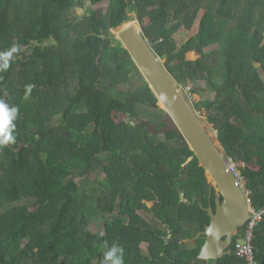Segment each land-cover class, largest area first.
<instances>
[{
    "label": "trees",
    "instance_id": "obj_1",
    "mask_svg": "<svg viewBox=\"0 0 264 264\" xmlns=\"http://www.w3.org/2000/svg\"><path fill=\"white\" fill-rule=\"evenodd\" d=\"M91 2L108 8L78 17V0H0V53L19 49L0 72V101L19 109L15 141L0 146V264H102L113 244L124 264H208L199 258L205 237L178 242L211 222L200 205L210 202L206 171L178 132L115 122L142 108L159 120L166 113L111 31L136 15L177 87L189 99L207 94L192 108L205 112L263 208L264 0ZM201 13L197 34L179 46L176 35ZM192 52L200 58L188 60ZM89 173L96 183L82 187ZM105 216L103 233L89 230ZM254 245L264 264V223ZM240 263L233 255L210 264Z\"/></svg>",
    "mask_w": 264,
    "mask_h": 264
},
{
    "label": "water",
    "instance_id": "obj_2",
    "mask_svg": "<svg viewBox=\"0 0 264 264\" xmlns=\"http://www.w3.org/2000/svg\"><path fill=\"white\" fill-rule=\"evenodd\" d=\"M115 36L128 51L156 96L157 107L166 113V117L159 122L163 124L161 128L159 123L152 124L149 121H143V126L154 135L178 132L183 136L205 169L206 176L212 180L209 181L211 196L215 188L219 192L216 209L211 206L206 210L211 219L210 224L196 237L178 242L188 246L205 237L199 258L208 264L233 256L232 245L236 234L247 225L250 211L245 191L228 170V156L215 146L203 128L166 70L163 60L152 49L141 25L127 23L119 28ZM192 160L193 158L189 159L187 164ZM181 198L186 201L184 195Z\"/></svg>",
    "mask_w": 264,
    "mask_h": 264
},
{
    "label": "rangeland",
    "instance_id": "obj_3",
    "mask_svg": "<svg viewBox=\"0 0 264 264\" xmlns=\"http://www.w3.org/2000/svg\"><path fill=\"white\" fill-rule=\"evenodd\" d=\"M78 2H79L78 3L79 7L74 10V15L78 16V17H83L87 13V10L92 8V7H95V8L98 7V8L103 9L104 11H106L107 8H108V3L107 2L101 3L98 6H94L92 4L91 0H78ZM132 16H133V20L131 21V23H135V24L140 26V23L138 22L136 15H132ZM202 16H203V13H201L199 15L194 27L191 30L183 32V33H182V31H180L181 34L176 35V41L178 42L179 46L183 45L188 39H190L192 36L197 34L198 29H199L200 19H201ZM145 24H147V20H146ZM118 31H119V29L118 30H112L111 31V36L116 37L115 35L118 33ZM217 48H218V46H214V47L206 49L205 52H209V51L215 50ZM200 56L201 55L198 54L197 52H192V53H189L187 55V59L195 61V60L199 59ZM162 62L164 64L166 63L165 60H163ZM262 75H263V78H264V73ZM199 85L203 88V87H205L206 84H204V82L200 81ZM180 92L184 96L185 99H186V97L189 99L188 90H185V89L181 90L180 89ZM209 95L212 96L211 94H209ZM204 97H208L206 93H204ZM204 97L200 96V95H195V96H193V98L189 99V101L187 99L186 100H187L188 105L193 110V108H192L193 105L192 104L194 102H198V101H200L202 99L204 100ZM193 112L195 113L196 117L198 118V120L202 124L203 128L208 132V135L210 136V138L214 142L215 146L221 152H224V149L221 147L220 143L218 142L217 133L214 131L213 126L208 123L207 117L205 116L206 115L205 112L204 111L203 112H199V111L196 112L194 110H193ZM138 114H139L138 118H141L142 120H145V121H149L152 124L153 123H157L159 121V116L158 115H161L159 110L156 111V109H153V108H142V109H139V113ZM136 118L137 117H135V116H132V115L126 116V115H123L121 113H116L114 115L115 122L119 123V124L137 123L136 122L137 120H135ZM228 161H229V158L227 157V162ZM209 181H212L211 178L209 179ZM79 182H80V185L82 187L83 186L84 187H88V186L94 185L96 183L94 176H92V174H90V173L87 174L83 179L79 180ZM149 206L152 207L153 204L149 203ZM107 221H109V217L105 216V218L103 220L99 221L98 223L92 224L89 227V230L94 232V233L101 234V233L104 232V225H105V223ZM142 248H143L144 251H146L147 248H148V245L147 244H143Z\"/></svg>",
    "mask_w": 264,
    "mask_h": 264
},
{
    "label": "built area",
    "instance_id": "obj_4",
    "mask_svg": "<svg viewBox=\"0 0 264 264\" xmlns=\"http://www.w3.org/2000/svg\"><path fill=\"white\" fill-rule=\"evenodd\" d=\"M227 167L229 172L245 191L250 211V218L247 225L241 234L238 233L239 239L235 242L233 253L235 257L241 261L240 264H259L256 259L254 237L257 229L264 223V207L256 208L254 206L251 192L247 190L246 182L242 177L239 165L233 160H229L227 162ZM238 234L236 236H238Z\"/></svg>",
    "mask_w": 264,
    "mask_h": 264
},
{
    "label": "clouds",
    "instance_id": "obj_5",
    "mask_svg": "<svg viewBox=\"0 0 264 264\" xmlns=\"http://www.w3.org/2000/svg\"><path fill=\"white\" fill-rule=\"evenodd\" d=\"M18 50V46H12L7 52L0 53V72L6 71L9 68L13 54L17 53ZM32 87L31 84L26 86V98L27 93H30ZM18 111L19 109L16 106H10L0 101V146H5L15 141V137L13 136L15 124L13 121L17 118ZM102 264H124V249L117 244L108 247L107 251L104 252Z\"/></svg>",
    "mask_w": 264,
    "mask_h": 264
},
{
    "label": "flooded vegetation",
    "instance_id": "obj_6",
    "mask_svg": "<svg viewBox=\"0 0 264 264\" xmlns=\"http://www.w3.org/2000/svg\"><path fill=\"white\" fill-rule=\"evenodd\" d=\"M135 120H137L136 122L137 123H135L136 125H139L140 127H142V128H145L146 130H148L146 127H144L143 126V121H145V120H142L141 118H136ZM161 120V119H160ZM160 120L157 122V123H159L160 122ZM135 122V121H134ZM153 124H156V123H153ZM160 124V123H159ZM149 131V130H148ZM218 195H219V192H218V190L215 188L214 189V193H213V195L211 196V193H210V197H209V199H210V202H209V206L208 207H204L203 206V204H202V200H200V202H201V207H202V209L204 210V211H206L207 209H209L211 206H213L215 209H216V201H217V197H218ZM213 197H214V202H213ZM222 199V198H221ZM189 205H192V203H190ZM207 212V211H206ZM207 215H208V217L210 218V216H209V214H208V212H207ZM210 221H211V219H210ZM180 240H183V239H180ZM232 249H233V245H232Z\"/></svg>",
    "mask_w": 264,
    "mask_h": 264
}]
</instances>
